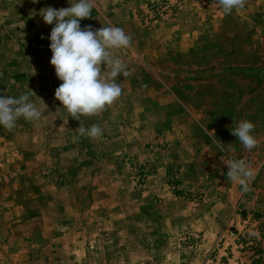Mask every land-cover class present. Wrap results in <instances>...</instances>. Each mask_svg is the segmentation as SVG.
I'll return each mask as SVG.
<instances>
[{
	"label": "rangeland",
	"instance_id": "rangeland-1",
	"mask_svg": "<svg viewBox=\"0 0 264 264\" xmlns=\"http://www.w3.org/2000/svg\"><path fill=\"white\" fill-rule=\"evenodd\" d=\"M93 3L82 29L132 36L110 50L131 73L121 96L79 117L97 139L55 99L39 12L70 0H0V94L42 113L0 126V264H264V0L231 14L215 0ZM243 120L251 151L232 135ZM221 157L255 170L247 192Z\"/></svg>",
	"mask_w": 264,
	"mask_h": 264
},
{
	"label": "clouds",
	"instance_id": "clouds-1",
	"mask_svg": "<svg viewBox=\"0 0 264 264\" xmlns=\"http://www.w3.org/2000/svg\"><path fill=\"white\" fill-rule=\"evenodd\" d=\"M215 2L225 14H231L234 9H242L246 4V0ZM93 7V0H77L75 3L70 0L67 8L55 9L48 6L40 9L39 15L47 25H54L49 36L52 52L50 63L54 66L58 79L62 81L55 90V99L61 102L72 118L80 121L76 130L79 136L97 139L103 134L101 127L93 124L86 128L79 117L99 115L106 106L112 105L121 96L122 87L116 82V78L120 75L127 78L131 73L120 59L112 58L110 50L128 48L132 43V36L126 34L124 29L113 26L94 29L87 25L82 29L80 21L89 18ZM102 64L110 69L107 79L102 74ZM21 117L29 122H39L42 113L27 94H22L19 98L0 94V126L11 132ZM254 129L253 122L243 120L231 131L241 145L251 151L258 144L251 134ZM78 138L73 137L74 142ZM221 159L228 166L227 180L238 182L242 190L247 192L255 170L243 159Z\"/></svg>",
	"mask_w": 264,
	"mask_h": 264
}]
</instances>
